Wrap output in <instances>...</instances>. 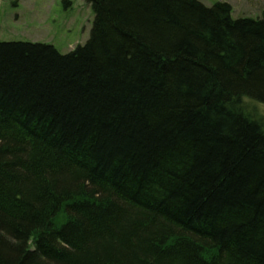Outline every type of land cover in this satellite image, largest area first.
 <instances>
[{
  "label": "trees",
  "instance_id": "16d2710c",
  "mask_svg": "<svg viewBox=\"0 0 264 264\" xmlns=\"http://www.w3.org/2000/svg\"><path fill=\"white\" fill-rule=\"evenodd\" d=\"M84 1L68 54L0 42V264H264V9Z\"/></svg>",
  "mask_w": 264,
  "mask_h": 264
},
{
  "label": "rangeland",
  "instance_id": "374dc122",
  "mask_svg": "<svg viewBox=\"0 0 264 264\" xmlns=\"http://www.w3.org/2000/svg\"><path fill=\"white\" fill-rule=\"evenodd\" d=\"M200 1L229 4L234 20L257 18L264 9V0ZM92 19L84 0H0V42L44 44L65 55L85 44ZM241 110L264 129V105L243 99Z\"/></svg>",
  "mask_w": 264,
  "mask_h": 264
}]
</instances>
